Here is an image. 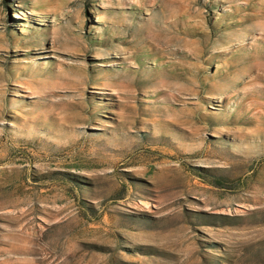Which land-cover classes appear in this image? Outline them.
Segmentation results:
<instances>
[{
	"label": "rangeland",
	"instance_id": "obj_1",
	"mask_svg": "<svg viewBox=\"0 0 264 264\" xmlns=\"http://www.w3.org/2000/svg\"><path fill=\"white\" fill-rule=\"evenodd\" d=\"M0 264H264V0H0Z\"/></svg>",
	"mask_w": 264,
	"mask_h": 264
}]
</instances>
